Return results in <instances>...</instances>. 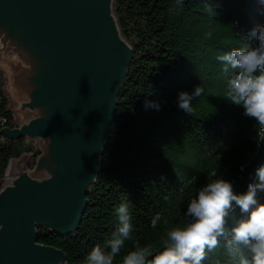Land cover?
I'll use <instances>...</instances> for the list:
<instances>
[{
    "label": "trees",
    "instance_id": "1",
    "mask_svg": "<svg viewBox=\"0 0 264 264\" xmlns=\"http://www.w3.org/2000/svg\"><path fill=\"white\" fill-rule=\"evenodd\" d=\"M113 13L132 55L96 182L87 191L75 233L38 230V243L61 250L67 264H84L94 246L107 250L121 203L129 206L133 232L114 264H121L136 244L154 253L162 250L167 230L188 219V202L215 178L212 171L242 194L259 182L256 170L264 165L260 126L226 100L230 73L217 60L233 48L257 45L250 32L264 24V5L259 0H183L177 7L176 0H114ZM6 83L0 70V129H13L18 121ZM197 86L204 92L186 113L178 107V96ZM23 154H33L32 168L39 154L35 144L0 136V191L8 163ZM257 199L264 203V192ZM157 213L161 220L153 228ZM242 218L237 207L228 228ZM224 242L221 238L202 264H236Z\"/></svg>",
    "mask_w": 264,
    "mask_h": 264
},
{
    "label": "water",
    "instance_id": "2",
    "mask_svg": "<svg viewBox=\"0 0 264 264\" xmlns=\"http://www.w3.org/2000/svg\"><path fill=\"white\" fill-rule=\"evenodd\" d=\"M114 0H0V70L18 127L39 153L8 163L0 191V264H67L38 230L73 234L111 132L132 49Z\"/></svg>",
    "mask_w": 264,
    "mask_h": 264
},
{
    "label": "clouds",
    "instance_id": "3",
    "mask_svg": "<svg viewBox=\"0 0 264 264\" xmlns=\"http://www.w3.org/2000/svg\"><path fill=\"white\" fill-rule=\"evenodd\" d=\"M259 2L264 5V0ZM182 4L183 0H176L177 7ZM250 36L257 41L255 47L233 48L218 55L217 60L224 64L223 71L230 73L225 84L226 100L242 107L243 114L256 121L260 126L258 141H264V24H256ZM203 92L201 86L191 94L181 92L178 107L190 114L192 101ZM256 175L258 183L249 184L242 194H235L232 184L212 171L210 177L215 178L189 200L184 214L188 219L167 230L162 250L154 253L150 246L136 244L123 255L121 264H202L208 253L220 245L221 238L226 254L236 264H264V203L257 199V193L264 192V165L256 170ZM237 207L243 218L229 229V219L234 217ZM116 214L119 224L107 241V250L94 246L84 264H114L125 242L132 240L129 206L121 203ZM160 220L157 213L151 226L155 228Z\"/></svg>",
    "mask_w": 264,
    "mask_h": 264
},
{
    "label": "rangeland",
    "instance_id": "4",
    "mask_svg": "<svg viewBox=\"0 0 264 264\" xmlns=\"http://www.w3.org/2000/svg\"><path fill=\"white\" fill-rule=\"evenodd\" d=\"M15 106H17V104L15 103Z\"/></svg>",
    "mask_w": 264,
    "mask_h": 264
}]
</instances>
